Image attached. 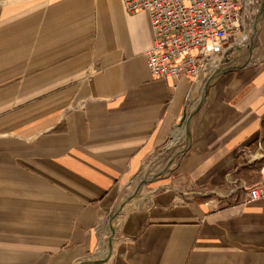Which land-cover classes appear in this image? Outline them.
<instances>
[{
  "label": "crops",
  "instance_id": "crops-1",
  "mask_svg": "<svg viewBox=\"0 0 264 264\" xmlns=\"http://www.w3.org/2000/svg\"><path fill=\"white\" fill-rule=\"evenodd\" d=\"M257 26L252 60L229 48L202 97L210 76H152L149 16L122 0H0V264L90 258L128 184L183 138L105 263L264 264V199L241 188L264 178L251 159L264 147V12ZM189 111V138L174 137Z\"/></svg>",
  "mask_w": 264,
  "mask_h": 264
},
{
  "label": "built area",
  "instance_id": "built-area-1",
  "mask_svg": "<svg viewBox=\"0 0 264 264\" xmlns=\"http://www.w3.org/2000/svg\"><path fill=\"white\" fill-rule=\"evenodd\" d=\"M129 13L148 14L153 45L147 63L155 79L217 77L228 49L248 45L263 0H122ZM264 158V147L251 154ZM248 202L264 199V178L244 183Z\"/></svg>",
  "mask_w": 264,
  "mask_h": 264
},
{
  "label": "rangeland",
  "instance_id": "rangeland-1",
  "mask_svg": "<svg viewBox=\"0 0 264 264\" xmlns=\"http://www.w3.org/2000/svg\"><path fill=\"white\" fill-rule=\"evenodd\" d=\"M250 24L253 28L254 22L253 23L251 22ZM248 47L249 46H247V45L243 46L240 49L241 52H239V53H241L240 56L238 57V56L234 55L233 58L239 63H245V62L251 61L252 60L251 57L253 55L248 54V51L250 49ZM246 57H248V59ZM186 147H187V142L184 139L183 140L181 139L176 143H171V140L168 139L166 145L159 151V153L156 155V157L152 160V164H150L149 166H147L145 168V170L141 173V175L139 177H137V179L134 181V183L128 184V186L125 188L126 193L127 194L134 193L135 187L137 186L136 188H138V185L140 184V183H138L140 180H145L146 183L143 185V187L141 188V190L139 191L138 194L142 196L143 194L147 193V191H149V185L151 183H153L156 180L163 179L167 175H169L173 166L177 163L180 156L186 150ZM207 199L217 201L218 197L209 196V198H207ZM120 203H121V204H119L120 206L126 205V201L124 199ZM134 206H135L134 204L130 205V206H125V209H124L125 212L124 213H126V211H128L130 208H132ZM104 224L101 225L99 231H102L105 235L107 234L106 236L108 237L110 234V230H109L110 224L108 222V217L105 219ZM115 242H116V237L113 238V244L114 245H115ZM92 256L90 258H92ZM111 256H112V254H111ZM110 259H111V257H110ZM110 259L108 260V262L110 261ZM107 263H105V264H107Z\"/></svg>",
  "mask_w": 264,
  "mask_h": 264
},
{
  "label": "bare ground",
  "instance_id": "bare-ground-1",
  "mask_svg": "<svg viewBox=\"0 0 264 264\" xmlns=\"http://www.w3.org/2000/svg\"><path fill=\"white\" fill-rule=\"evenodd\" d=\"M263 3H264V0H263ZM261 11H262V6H261V9H260L259 13L257 14V17H256L255 21H254L255 28H256V26H257V24H258V22H259V20H260V18L262 16ZM255 28L253 29V34L256 33ZM251 44L253 45L254 41H252ZM209 78L210 79L207 81V83H206V85L204 87V90L202 92V97L204 96L206 88L210 84V81L212 79H214L215 76L211 75ZM192 114H193L192 112H189L184 117L182 124L179 127L177 126L178 128L173 132V136L174 137H178V135H180V134H186L187 138H189V132H190V127H191L190 123H191V119H192ZM138 183H140V184L138 185V188H136L137 186L135 187V192L134 193L122 195V199H124L126 201V205L125 206H130V205H132L133 203H135L136 201H138L139 199L142 198V196L139 195L138 193L141 190V188L143 187V185L146 183V181L145 180H140ZM144 203H145V201H144ZM125 206H123V205L120 206L118 204L115 207V209L112 211V213L109 215L108 222L110 224V229H109L110 230V234H109L108 237L106 236L107 234L106 235L105 234L101 235L99 246H98L95 254L92 256V258H87V259L81 260V261L77 262L76 264H103L107 260H109V258L111 257V254L113 252V247H114L113 238L115 237V234L117 233V231L119 229L118 222H119V219H120V217L122 216V214L124 212Z\"/></svg>",
  "mask_w": 264,
  "mask_h": 264
},
{
  "label": "water",
  "instance_id": "water-1",
  "mask_svg": "<svg viewBox=\"0 0 264 264\" xmlns=\"http://www.w3.org/2000/svg\"><path fill=\"white\" fill-rule=\"evenodd\" d=\"M263 12H264V3L262 5V11H261V13L263 14Z\"/></svg>",
  "mask_w": 264,
  "mask_h": 264
}]
</instances>
